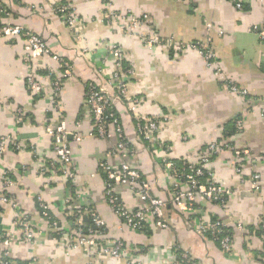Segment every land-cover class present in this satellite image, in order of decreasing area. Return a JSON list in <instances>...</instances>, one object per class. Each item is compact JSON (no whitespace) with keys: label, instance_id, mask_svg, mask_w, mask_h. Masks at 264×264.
<instances>
[{"label":"crops","instance_id":"obj_1","mask_svg":"<svg viewBox=\"0 0 264 264\" xmlns=\"http://www.w3.org/2000/svg\"><path fill=\"white\" fill-rule=\"evenodd\" d=\"M0 2L3 6L0 25L10 23L41 35L53 54L73 65L74 78L63 91L61 100L69 128L82 120L81 133L85 137L81 144L71 142L77 173L71 184L59 174L45 177L38 172L35 154L44 160H55L46 130L55 125L57 114L48 98L34 96L27 86L30 68L25 61L24 40L0 36V137L8 135L26 146L21 151L10 148L0 155V195L1 173L9 171L15 180L11 194L16 205L30 215L38 237L35 245H29L24 244L17 233V243L12 249L15 261L35 257L40 264H172L179 261L178 248H181L197 264H264V237L256 234L264 219V184L260 192L251 193L247 184L240 181L233 158L227 156L212 165L218 181L233 192L229 199V220L240 222L244 227L242 233L233 230L232 251L227 255L214 241L197 234L184 214L173 206L166 209V229L152 227L148 234H142L119 225L104 197L105 187L99 171V162L110 142L89 137L91 124L79 118L85 83L97 82L96 71L112 66L113 60L107 53L109 47L116 44L125 52L126 63L134 73L128 82L129 94L140 99L142 116L162 120L159 140L170 146L174 159L187 160L204 152L211 142L231 141L254 155H262L255 171L264 175V39L255 29L264 27V0ZM57 3L73 8L83 25L81 39H77L74 31L51 9ZM237 3L241 4L240 9ZM31 6L38 7L39 11ZM113 10L129 12L139 19L147 16L148 23L135 28L133 36H129L125 33L128 20L115 22L106 18ZM153 34L160 41L148 48L144 40L152 39ZM209 39L223 71L239 87L248 90V97L224 88L214 70L208 68L197 53H177L170 45V41L190 44ZM85 50L88 53L84 54ZM42 61V69L57 72L56 62L48 58ZM50 92L48 89L49 95ZM19 111L23 112L22 123L18 119ZM117 111L128 140L136 147V166L155 195L168 197L170 180L160 160L164 152L157 158L150 155L143 143L135 140L133 124L126 111L119 105ZM241 115L244 131L226 139L229 126ZM71 187L75 195L71 194ZM117 193L122 203L133 208L134 197L128 190L120 189ZM79 195H82L81 200L77 198ZM72 196L75 197L71 208L91 206L106 222L105 243L124 240L128 249L122 257L112 258L97 251L89 253L81 247L67 253L65 240L49 228L37 203L50 205L53 218L67 227L66 201ZM206 208L210 215L225 217L216 206L206 204ZM0 209L5 232L11 228L16 213L12 206L0 205Z\"/></svg>","mask_w":264,"mask_h":264},{"label":"built area","instance_id":"obj_2","mask_svg":"<svg viewBox=\"0 0 264 264\" xmlns=\"http://www.w3.org/2000/svg\"><path fill=\"white\" fill-rule=\"evenodd\" d=\"M35 11H39L36 6H31ZM237 8L241 4L237 3ZM0 9L3 6L0 2ZM55 14L61 17L64 24L74 31L77 39H81L80 29L82 23L72 7L65 3H57L51 6ZM108 20L115 22H129V27L125 30L129 36H133L135 28L148 23V17L139 19L135 16L123 14L117 11H110L106 14ZM127 22V23H128ZM259 31L260 37L264 39V27L255 28ZM0 36L10 38H22L26 52V62L29 66L27 74V86L38 98H48L54 105L58 120L54 126L47 128V136L51 140L52 152L55 160H44L35 157L38 172L42 176L59 174L68 182L76 180L77 173L74 168L72 143L81 144L84 140L82 132V120L74 123L75 127L69 128L66 120L65 110L61 95L74 78V68L67 59L53 54L47 41L39 34L28 31L26 28L10 23L0 25ZM159 37L152 35V39L144 40L148 48L158 43ZM170 45L177 53L193 52L203 58L208 68L214 70L216 79L235 94L248 97V90L239 87L223 71L218 62V57L213 50L212 40L206 42H195L184 44L182 42L170 41ZM88 50L84 51V54ZM108 56L113 60L112 66L99 68L97 72V82L85 83V96L82 101V119L88 120L91 124L89 137H98L109 143V148L104 158L99 162V171L103 178L105 187L104 197L116 215L119 225L133 232L148 234L152 227L158 229L168 228L166 209L173 206L180 213L184 214L191 228L200 236L212 241L220 242V249L227 255L232 251L233 230L244 232L242 223L230 219L229 199L233 192L222 185L216 178L212 165L216 160L223 161L229 156L237 164L236 173L243 184H247L251 193L260 192L263 188L264 180L259 173L251 169V162L260 161L262 155L255 157L249 149H241L228 141L211 142L204 152L190 156L187 160H177L172 156L169 145H164L159 140L162 120L156 117H144L140 113V99L131 96L128 90V82L134 77L132 68L125 66L126 56L121 46L113 44L108 49ZM83 56V54H82ZM48 58L58 65L57 72L53 70H43L42 59ZM105 63V62H104ZM44 67V66H43ZM48 89L51 90L50 95ZM122 107L134 128V138L142 142L147 152L157 158L164 152L165 156L160 160L169 176L170 187L167 189L168 197H162L153 193L151 184L144 178L141 170L136 166V147L128 145V137L125 132L121 118L118 116L117 106ZM19 122L24 121L23 112L19 111ZM243 115L235 119L237 133L244 131L245 122ZM186 140V139H185ZM129 141V140H128ZM72 142V143H71ZM130 142V141H129ZM135 146V145H134ZM26 146L17 139L10 136L0 137V155L5 154L10 148L21 151ZM35 152V150H34ZM247 168L253 175L246 174ZM3 184L0 195V205L12 206L16 213L11 228L3 232L0 236V264H19L12 257L13 246L17 243L16 235H21L24 244H36V228L28 213L20 209L15 203V197L11 194V188L15 186V180L9 171L1 173ZM128 190L134 197V206L128 207L122 203L117 191ZM79 195L77 198H81ZM75 197V196H74ZM74 197L67 201L68 212L65 216L68 226L64 227L59 221L53 218L50 205L41 201L39 209L42 210L44 221L49 228L64 239L67 244V253L78 248H84L86 252L97 251L100 254L120 258L128 249L124 240H116L105 243V235L99 230L107 228L106 222L91 208V206L73 209L71 205ZM81 200V199H79ZM137 202V203H136ZM207 205L216 206L225 217L219 218L216 214L210 215ZM206 215V219L205 218ZM207 215H210L207 217ZM204 216V217H203ZM84 217L92 218L96 228L87 227ZM216 217V220L213 218ZM264 233V219L259 223ZM108 231V230H107ZM264 237V235H263ZM264 239V238H263ZM179 261L172 264H197L187 252L178 248ZM22 262V261H21ZM23 264H40L38 259L33 257ZM87 264H93L88 262Z\"/></svg>","mask_w":264,"mask_h":264},{"label":"trees","instance_id":"obj_3","mask_svg":"<svg viewBox=\"0 0 264 264\" xmlns=\"http://www.w3.org/2000/svg\"><path fill=\"white\" fill-rule=\"evenodd\" d=\"M128 64L127 63H125V66H127ZM118 114V113H117ZM80 117L79 118H81L82 119V111H80V115H79ZM119 117H120V115H118ZM235 124H236V122L235 121H233L232 123H231V126H229V129H228V133L225 135V137H226V139H230L231 137H232V135L234 134V133H237V131H236V126H235ZM127 142H128V145L130 146V147H134L135 148V146L131 143V142H129L128 140H127ZM230 143L231 144H233V142H231L230 141ZM234 145V144H233ZM70 184H71V182H69ZM71 194H73V195H75V190H74V188L73 187H71ZM37 208H38V210L40 211V212H42V210H40L39 209V204L37 203ZM0 212H2V210L0 209ZM214 220H216V217H214L213 218ZM84 221H85V223H86V225H87V227H92V228H96V225L94 224V222H93V220H92V218H88V217H84ZM104 235H106L107 234V229L106 228H100L99 229ZM149 233V232H148ZM256 234L257 235H261V236H263L264 235V233H263V231H262V229L259 227V231H257L256 232ZM57 235V234H56ZM58 236V235H57ZM211 238V236H209V239ZM212 240V239H211ZM219 247H220V242L219 241H214ZM18 263L19 264H23L21 261H18Z\"/></svg>","mask_w":264,"mask_h":264},{"label":"rangeland","instance_id":"obj_4","mask_svg":"<svg viewBox=\"0 0 264 264\" xmlns=\"http://www.w3.org/2000/svg\"><path fill=\"white\" fill-rule=\"evenodd\" d=\"M255 156V155H254ZM255 157H259L258 155H256ZM260 164V161H257V162H251V169L252 171H255V167H257L258 165ZM245 173L246 174H249V175H253L254 173H251L248 171V169L245 167ZM255 173H258L257 171H255ZM260 174V173H259ZM262 180H264V175L260 174Z\"/></svg>","mask_w":264,"mask_h":264},{"label":"water","instance_id":"obj_5","mask_svg":"<svg viewBox=\"0 0 264 264\" xmlns=\"http://www.w3.org/2000/svg\"><path fill=\"white\" fill-rule=\"evenodd\" d=\"M3 233V225L1 224V220H0V236L2 235Z\"/></svg>","mask_w":264,"mask_h":264}]
</instances>
